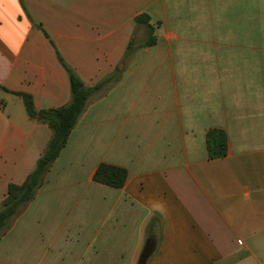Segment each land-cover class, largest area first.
<instances>
[{"label":"crops","instance_id":"0c3cea01","mask_svg":"<svg viewBox=\"0 0 264 264\" xmlns=\"http://www.w3.org/2000/svg\"><path fill=\"white\" fill-rule=\"evenodd\" d=\"M59 56L87 87L112 78L9 221L0 264H264V0H0L1 86L67 104ZM6 90L0 204L52 135ZM100 163L126 169L122 187L93 180Z\"/></svg>","mask_w":264,"mask_h":264},{"label":"trees","instance_id":"16d2710c","mask_svg":"<svg viewBox=\"0 0 264 264\" xmlns=\"http://www.w3.org/2000/svg\"><path fill=\"white\" fill-rule=\"evenodd\" d=\"M136 25L143 24L147 29V40L145 45L149 46L155 42L153 26L149 23L146 14L135 17ZM40 27V26H39ZM59 61L68 73L70 81L71 97L67 104L46 109H36L33 98L28 93L9 91L21 97L27 115L37 121L46 123L52 130V135L38 158L34 170L26 177L23 183H10L7 195L0 204V236L5 231L11 218L16 215L20 208L29 203L36 195L42 184L45 173L52 166L59 153L66 145L69 135L76 125L79 116L83 112L89 96L112 76H107L93 87H87L59 56ZM206 150L209 158H220L227 153V135L225 131L218 128L210 129L206 133ZM127 171L125 168L107 163H100L96 168L93 180L111 187L120 188L125 183Z\"/></svg>","mask_w":264,"mask_h":264}]
</instances>
